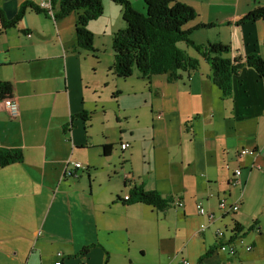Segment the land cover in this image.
<instances>
[{
	"label": "crops",
	"instance_id": "crops-1",
	"mask_svg": "<svg viewBox=\"0 0 264 264\" xmlns=\"http://www.w3.org/2000/svg\"><path fill=\"white\" fill-rule=\"evenodd\" d=\"M24 1L0 0V8L11 19ZM184 1L197 13L188 28L214 25L192 38L230 44L227 56L244 63L227 97L198 53L201 68L176 81L156 74L148 82L138 71L119 78L112 64L117 92H104L109 75L103 77L100 57L76 47V11L55 18L28 9L17 27L0 34V81L13 84L19 104L12 116L0 99V147L24 156L0 166V264H220L229 258L216 232L236 223L253 245L241 246L237 259L264 258L263 210L248 209L264 208V78L245 63L253 52L264 57V21L242 20L264 0ZM202 29L210 31L205 39L196 33ZM129 113L135 127L126 126ZM104 145H111L107 154ZM100 159L117 160L121 186L95 184ZM237 168L241 181L232 185ZM139 187L171 205L127 201ZM223 198L239 209L222 210ZM198 203L216 218L201 215Z\"/></svg>",
	"mask_w": 264,
	"mask_h": 264
},
{
	"label": "trees",
	"instance_id": "trees-1",
	"mask_svg": "<svg viewBox=\"0 0 264 264\" xmlns=\"http://www.w3.org/2000/svg\"><path fill=\"white\" fill-rule=\"evenodd\" d=\"M111 1L122 6L123 19L126 21V27L117 30L113 35L112 72L117 77L128 78L138 71L148 82L156 74H166L168 80L176 81L185 72L198 71L201 68L200 58L190 55L183 44L188 48L193 47L210 64V78L222 90L223 95L227 97L232 94L233 77L239 73L244 63L227 56L232 51L230 44L222 41L198 43L192 39L193 31L214 25L200 23L188 28L187 24L197 16L191 5L184 0H144L146 12H139L132 7L129 0ZM28 9L47 14H51L52 9L55 18L78 12L76 47L94 51V33L89 24L104 13L103 0H51V7L26 0L11 19L0 8V34L17 27ZM260 19L264 21V6L252 9L242 20L256 22ZM245 63L253 66L264 78V57L258 51L248 54ZM12 95L13 84L10 81H0V99ZM104 151L109 153L111 145H104ZM23 158L21 150L0 147V166L22 161ZM133 193L134 197L127 201H141L162 210L172 203L171 199L163 197L160 192L145 190L143 187L135 188ZM241 229L238 223L231 230L228 227L219 229L224 231V237H219L216 232L218 249L221 250L222 245L234 242L237 238H244ZM211 252L212 250H208L207 256Z\"/></svg>",
	"mask_w": 264,
	"mask_h": 264
},
{
	"label": "rangeland",
	"instance_id": "rangeland-1",
	"mask_svg": "<svg viewBox=\"0 0 264 264\" xmlns=\"http://www.w3.org/2000/svg\"><path fill=\"white\" fill-rule=\"evenodd\" d=\"M129 1L131 2L132 7L134 9H136L137 11L146 12L144 0H129ZM103 5H104V13L99 18H97L96 20L90 22L89 25L94 30L93 31V33H94L93 43H94L95 49H94V52L93 51L92 52L94 54H97L100 57L101 69L105 71L103 74V77H105L107 74L109 75V77L107 79V82L109 83V87L107 89H104V92L109 91V94H111V92H113V91L117 92V89H112L114 87V84L112 83L113 75L109 72V67L113 64V61H114L113 35L117 30L126 27V21L123 19V8L120 4L115 3L111 0H103ZM205 28H207V27H205ZM206 32L209 33L210 31H207V29H204V30L202 29L200 31H197L196 33L198 34V36H201L202 39H205V37L207 35ZM9 34H10L9 38L14 39L15 31H10ZM182 46L184 48H187L190 55L197 57L196 53H198V52L193 47L188 48L183 44H182ZM85 50L87 51V49H85ZM83 52L86 53L85 51H83ZM88 53L92 54L90 52H88ZM125 93H127V97H128V92H125ZM119 94H120V92H119ZM119 94H118V96H119ZM121 95H122V93L120 94V96ZM107 101H109V99ZM128 115H129V119H128V123L126 126L135 127L136 126L135 117L132 115V113H129ZM124 121H125V119H124ZM100 124L101 123L97 124V130L101 129ZM111 158L115 159V156H112ZM77 159L84 163L83 158L79 157ZM112 159H107V160L100 159L95 165V167L98 168L99 171L94 173V168L92 169V174H91L92 180L95 182V184L100 189H104V188H108V187L114 188L116 186H121L120 180L117 179V175H118L119 171L121 170V167L117 163V160H112ZM109 163H113L114 167H112L113 165L109 166L108 165ZM79 171L83 173L82 178L85 180V182H89L87 172L83 169H80ZM122 175L123 174H121V176ZM109 177H111L112 180H110ZM111 181L114 182V185H112L110 183ZM246 208H247V206H246ZM248 209L252 210V211L259 209L260 214H261V209H262L263 212L261 214V218L264 222V208H262V207L256 208V207H253L251 204H249ZM229 217H231V216H229ZM152 226L155 227L156 224L153 223ZM151 230L152 229H150V231ZM225 251L231 253V251H229V250H225ZM152 252H154V249L152 250ZM239 254L240 253H235L234 255L236 257H229V259L225 260V262H233L234 264H242V262L237 259ZM152 255H154V254L152 253L151 256ZM225 262H222L220 264H223ZM258 264H264V258L260 259Z\"/></svg>",
	"mask_w": 264,
	"mask_h": 264
},
{
	"label": "built area",
	"instance_id": "built-area-1",
	"mask_svg": "<svg viewBox=\"0 0 264 264\" xmlns=\"http://www.w3.org/2000/svg\"><path fill=\"white\" fill-rule=\"evenodd\" d=\"M42 6L51 7V0H44L42 2ZM53 13H54V11L51 9L52 16H53ZM5 104H6L8 110L10 111L12 116H18V114H19V104H18L16 99H14L12 97H8V98L5 99ZM253 152L254 151L246 150V149L241 151L242 154H244V153H253ZM73 164L77 168L82 166V164L80 162H73ZM241 174H242L241 168H237L234 176L230 180V183L232 185H236V184L240 183ZM177 204L178 205H183L182 202H177ZM239 207H240V203L239 202L230 203L225 198L220 200V208L222 210H224L225 212H227V213L228 212L237 211L239 209ZM197 209H198V212L201 215H205L206 214L209 217V219L212 220V221L216 218L215 214L213 212H208L206 210L205 206H203L202 203H198L197 204ZM200 227H201V230H205L206 227H207V224L202 223L200 225ZM217 234H218L219 237H224V231L223 230H218ZM241 246L242 247L244 246L245 249L249 250V251L253 248V245L245 243V239L244 238H237L234 242H229L227 244L222 245L221 251L229 250V251H231L232 254L227 252L228 255L230 257H236L234 254L235 253H239V249H240ZM59 255H62V253H59ZM55 264H62V261L58 260V261L55 262ZM183 264H191V263H190V261L188 259H184L183 260ZM223 264H234V263L233 262H225Z\"/></svg>",
	"mask_w": 264,
	"mask_h": 264
},
{
	"label": "clouds",
	"instance_id": "clouds-1",
	"mask_svg": "<svg viewBox=\"0 0 264 264\" xmlns=\"http://www.w3.org/2000/svg\"><path fill=\"white\" fill-rule=\"evenodd\" d=\"M231 180V179H230Z\"/></svg>",
	"mask_w": 264,
	"mask_h": 264
}]
</instances>
